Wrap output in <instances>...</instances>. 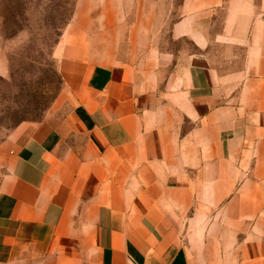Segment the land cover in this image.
<instances>
[{
    "label": "crops",
    "instance_id": "0c3cea01",
    "mask_svg": "<svg viewBox=\"0 0 264 264\" xmlns=\"http://www.w3.org/2000/svg\"><path fill=\"white\" fill-rule=\"evenodd\" d=\"M254 1L77 0L54 49L66 115L0 149V264H264Z\"/></svg>",
    "mask_w": 264,
    "mask_h": 264
},
{
    "label": "rangeland",
    "instance_id": "374dc122",
    "mask_svg": "<svg viewBox=\"0 0 264 264\" xmlns=\"http://www.w3.org/2000/svg\"><path fill=\"white\" fill-rule=\"evenodd\" d=\"M162 1L161 9L166 13L173 12L180 2ZM76 3L77 0H0V58L6 66L0 75V149L19 126L43 120L56 125L66 115L65 106L54 104L62 90L54 49ZM254 11L264 19V0L254 1ZM220 22L219 17L213 33L220 31ZM225 57L223 49L212 50L211 58L220 73L227 68Z\"/></svg>",
    "mask_w": 264,
    "mask_h": 264
}]
</instances>
